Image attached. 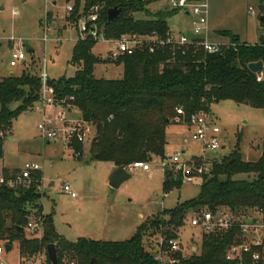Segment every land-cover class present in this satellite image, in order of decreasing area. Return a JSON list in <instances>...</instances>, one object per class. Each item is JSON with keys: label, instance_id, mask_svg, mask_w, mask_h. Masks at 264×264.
I'll list each match as a JSON object with an SVG mask.
<instances>
[{"label": "trees", "instance_id": "trees-1", "mask_svg": "<svg viewBox=\"0 0 264 264\" xmlns=\"http://www.w3.org/2000/svg\"><path fill=\"white\" fill-rule=\"evenodd\" d=\"M154 1L157 0H84L85 11L100 7L99 30L106 39L130 34L148 40L133 54H122L116 60L107 58L106 61H115L124 67L121 78L108 79L95 75L96 65L102 62L93 52L98 40L79 34L72 50V62L78 66L75 76L49 80L56 96L78 108L81 117L93 124L91 152L94 157L115 167L167 157V127L174 123L178 107L183 108L187 118L193 113H210L212 104L223 100L264 108V69L254 73L248 67L251 62L264 63V36L252 44L224 30L222 34L229 36L230 42L213 54L194 44L157 43L169 39L172 31L167 18L180 9L152 12L148 5ZM114 7L122 8V12L109 20L108 10ZM78 8L73 14L75 22L81 15ZM140 12L146 16H137ZM41 89L40 76L26 72L0 80V159L5 135L11 132L13 121L37 103ZM14 103L19 104L11 108ZM73 147L80 151L82 143L75 142ZM209 162L210 169L203 174L196 197L178 203L173 209L162 210L125 241L80 238L70 242L60 236L53 216L43 214L39 190L43 174L40 170L34 171L28 184H0V238L12 245L18 243L23 263L46 251L49 244H55L58 264H63L65 259L71 264H161L156 253L145 246L147 235L159 234L165 241L177 239L188 215L204 210H264V154L257 161H245L237 146L225 158ZM19 173V170L4 168L2 176L6 180L16 179ZM240 174L246 177L237 178ZM182 184V174L172 166L166 167L164 192L169 193ZM33 209L43 216L42 233L26 234L25 229L17 233V227H25L26 216ZM237 234V229L203 232L200 253L193 252L187 257L177 252L173 256L179 259L177 264H239L226 256ZM93 259L96 261L91 263ZM48 264H52L49 258Z\"/></svg>", "mask_w": 264, "mask_h": 264}, {"label": "rangeland", "instance_id": "rangeland-1", "mask_svg": "<svg viewBox=\"0 0 264 264\" xmlns=\"http://www.w3.org/2000/svg\"><path fill=\"white\" fill-rule=\"evenodd\" d=\"M0 0V80L8 75L23 72L39 75L44 67L50 79L75 76L78 66L72 62V50L80 31L74 23L73 14L77 8L86 12L84 0ZM209 4L208 31L202 37L214 43H228L230 37L222 34L228 30L237 34L242 42L257 43L264 36V0H207ZM74 12L68 14V7ZM252 8V9H251ZM152 12L171 11L170 0H157L148 5ZM145 17L144 12L137 14ZM173 37L181 35L195 37L194 27L197 17L178 11L167 18ZM76 23V22H75ZM48 26V27H47ZM48 41L45 43L44 38ZM59 38L60 42L56 39ZM31 47L35 51L28 53ZM114 48L112 42L98 40L93 52L102 59L95 67L97 77L118 79L123 76L124 67L115 61H106ZM28 53L25 60L11 66L12 54L20 50ZM46 60V62H45ZM111 60H114L111 58ZM14 103L11 108H16ZM35 105L21 113L14 121L11 132L5 135L3 157L0 159V175L3 169L22 170L27 163L41 165L43 214H51L57 233L70 242L80 238L103 241H125L130 239L138 228L164 209H173L178 203L196 197L202 179L183 184L165 193L163 189L164 169L159 158L150 162L151 169L129 171L132 177L119 187L109 184V176L114 170L112 163L94 157L91 152V138L82 143V149L68 148L59 140L44 141L38 124L50 118L54 126L63 127L66 123L81 119L76 107L48 106L35 110ZM64 114L65 119L60 117ZM211 118L222 130L221 148L206 150L204 145L192 138V130L175 123L167 127V155L178 152L182 161H192L203 156L211 160L223 159L237 146L245 161H257L264 154V108L239 104L233 100L213 103ZM113 169V170H112ZM245 178V174L236 176ZM53 183V184H52ZM68 183L77 193L72 197L63 191ZM189 214L179 230V240L184 254L189 257L193 247L200 253L203 231L191 225ZM28 234V230H24ZM161 235H147L145 246L153 252L159 250ZM6 239L0 238L4 245ZM14 250L2 256L7 264H23L18 243ZM1 257V258H2ZM63 264L68 263L64 260Z\"/></svg>", "mask_w": 264, "mask_h": 264}, {"label": "built area", "instance_id": "built-area-1", "mask_svg": "<svg viewBox=\"0 0 264 264\" xmlns=\"http://www.w3.org/2000/svg\"><path fill=\"white\" fill-rule=\"evenodd\" d=\"M173 9H180L186 13L193 14L197 17L195 21L194 33L195 37H187L181 35L177 40L173 37L172 32L169 33L167 41H158L157 38H152L161 44L171 45H187L194 44L206 53H218L228 43H214L202 37L203 32L208 31V16L209 4L207 0H170ZM252 9V8H251ZM74 12V7H68V14ZM100 7L93 6L90 10L81 13L76 23H71L70 26L76 25L83 37L90 35L97 40H104L112 42L114 48L109 52V58L116 60L122 54H133L136 48L142 45L148 38H142L137 35L124 34L118 39H106L105 35L99 30ZM48 27V26H47ZM48 38H44L46 43ZM60 42V39H56ZM153 50V48H151ZM28 53L23 49L17 53L12 54L10 61L11 66H17L20 61L26 59ZM46 62V60H45ZM40 79L42 82L41 95L35 105V110L41 109L39 103H43V107L48 106H63L75 107L72 104H66V100H60L56 96L53 86L49 84V76L44 67L40 71ZM71 99H74L71 97ZM60 117L65 119L63 113ZM175 124L184 125L192 130L193 140L199 141L204 145L206 150L213 152L221 148L222 130L217 123L211 118L210 113L198 112L193 113L189 118L186 117L183 108H177V114L173 118ZM38 129L44 141L51 142V140H59L65 147L73 148L75 142H85L89 138H94L95 128L93 124L85 121L83 118L78 119L71 124L66 123L65 126L57 128L54 126L50 118H44L39 124ZM200 160V163H198ZM193 159L192 161H182L181 154L176 152L173 155H167L163 159H159L164 171L166 167L172 166L176 171L182 174L183 182H193L196 179H202L203 174L209 171L211 160L208 156ZM128 171L135 169H143L149 171L151 165L149 162L136 161L126 166ZM41 170V165L32 162L27 163L25 167L20 170L19 176L16 179L6 180L0 175V184L7 183L10 186L28 184L31 182V175L34 171ZM63 191L70 194L72 197H77V193L72 189L68 183L63 184ZM41 190V186L39 187ZM27 223L23 229L28 230L29 234L38 236L43 230V216L35 209L27 214ZM191 225L200 227L203 232H219L230 231L237 229L238 234L235 242L227 249V259L230 261H237L239 264H259L264 261V210L260 208L248 209L246 211H235L230 209H219L216 212L204 210L196 213L191 218ZM6 242L4 245L0 244V264H7L2 256L9 255L12 250L7 252ZM159 250L156 252V259L161 264H177L179 259L173 256L177 252L184 253V247L179 238L165 241L161 237L158 243ZM166 245V246H165ZM194 248V247H193ZM193 252H197V247ZM185 255V254H184ZM186 256V255H185ZM2 257V258H1ZM48 252L43 251L32 256L26 263L23 264H48ZM22 262V261H21ZM22 264V263H21ZM74 264V262H72Z\"/></svg>", "mask_w": 264, "mask_h": 264}, {"label": "water", "instance_id": "water-1", "mask_svg": "<svg viewBox=\"0 0 264 264\" xmlns=\"http://www.w3.org/2000/svg\"><path fill=\"white\" fill-rule=\"evenodd\" d=\"M121 12H122V8H120V7L110 8L108 10L109 20L116 19L120 15ZM187 14H189V13H187ZM261 19H263V16L261 17ZM33 52H34V49L29 47L28 53L32 54ZM248 67L252 72L259 73L264 69V63H263V61L259 60V61L249 63ZM131 177H132V174L129 173V171L126 169V166L121 165V166L116 167L111 172V174L109 176V184L113 188H119L123 184V182L130 179ZM21 231H23V227H21V226L17 227V233L21 232ZM6 250H7V252L11 251L12 245L7 244ZM47 252H48V256H49V259L51 260L52 264H58V255H57V249H56L55 244H49V246L47 248ZM95 261H96V259H93L91 263H94Z\"/></svg>", "mask_w": 264, "mask_h": 264}, {"label": "crops", "instance_id": "crops-1", "mask_svg": "<svg viewBox=\"0 0 264 264\" xmlns=\"http://www.w3.org/2000/svg\"><path fill=\"white\" fill-rule=\"evenodd\" d=\"M34 51H35V50H34ZM112 164H113V163H112ZM112 167H113V169L116 168L114 164L112 165ZM113 169H112V170H113ZM193 249L195 250L196 248L194 247Z\"/></svg>", "mask_w": 264, "mask_h": 264}]
</instances>
